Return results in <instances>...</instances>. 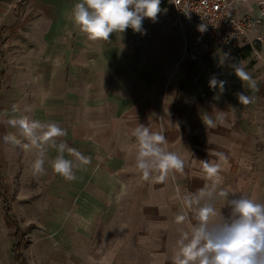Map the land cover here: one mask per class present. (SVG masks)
<instances>
[{"label": "crops", "instance_id": "obj_1", "mask_svg": "<svg viewBox=\"0 0 264 264\" xmlns=\"http://www.w3.org/2000/svg\"><path fill=\"white\" fill-rule=\"evenodd\" d=\"M75 2L0 0V134L12 131L3 121L16 104L18 115L65 129L57 142L89 156L91 163L76 167L75 179L62 178L51 170L56 149L48 145L45 172L35 173L30 163L36 150L22 146L27 140L18 137L22 143L15 146L0 141V197L10 198L16 177L46 185L50 199L64 201L56 212L60 227L65 225L61 229L73 234L75 215L89 221L92 215L112 211L120 217L121 201L129 200L135 224L128 229L125 246L129 249L135 242V253L146 249L147 264H172L175 240L188 229L187 220L175 221L184 209L174 185H181L183 194L211 186L199 160H215L217 152H224L228 159L221 162L218 188L228 198L245 196L264 203V16L249 34L263 36L254 44L259 58L251 52L239 63L256 81L248 89L229 69L224 50L179 59L195 32L186 30L181 36L172 25L169 0H161L154 21L143 20V34L128 28L99 41L73 26ZM235 12L238 17L256 16L257 0H237ZM213 76L226 82L223 91L209 87ZM41 89L48 93L43 106ZM238 92L251 96L252 102L241 105ZM216 111L227 115L214 126L203 124L201 116L212 114L215 119ZM137 122L165 134L167 149L185 161L182 173L164 181L143 178L134 167L136 148L128 134ZM215 207L225 217L230 214L224 199H217ZM118 222L120 232L121 218ZM98 225L104 228L105 222ZM14 227L15 239L17 230L23 231Z\"/></svg>", "mask_w": 264, "mask_h": 264}, {"label": "clouds", "instance_id": "obj_2", "mask_svg": "<svg viewBox=\"0 0 264 264\" xmlns=\"http://www.w3.org/2000/svg\"><path fill=\"white\" fill-rule=\"evenodd\" d=\"M161 0H76L71 8V22L80 32L91 40H109L112 33H123L131 28L142 32L145 18L155 20L161 11ZM204 31L205 25H199ZM234 75L248 89L256 87L255 79L240 64L232 65ZM225 81L215 76L209 79L212 89L223 91ZM48 93L41 89L39 103L44 105ZM241 105H248L253 98L244 92L236 93ZM11 115L3 123L12 131L0 134V141L7 145H21L23 137L28 143L25 148H33L36 155L30 163L35 173L45 172V157L48 145L56 149L51 158V170L67 180L75 179L74 169L91 163V158L68 147L66 142L57 138L66 135L65 129L53 121L28 119L20 112L19 106H11ZM227 112L216 111L201 116L203 124L214 126L216 120L224 119ZM128 134L134 138L136 154L134 167L144 179L155 176L164 181L170 174L182 173L184 159L175 151L167 149L168 143L162 131L153 130L149 125L136 123ZM65 153L72 158H67ZM216 159L199 160L202 174L211 181V186L203 185L187 194L181 185H174L175 196L181 201L183 211L176 215L175 221L181 224L188 221V229L179 233L175 240L172 264H264V203L252 198L240 196L228 198L224 188H218L221 182V162L228 157L224 152H217ZM224 199L230 214L225 217L221 209L217 210L215 201ZM220 216L221 219L214 222ZM86 227V225H85ZM99 249L97 254H99Z\"/></svg>", "mask_w": 264, "mask_h": 264}, {"label": "rangeland", "instance_id": "obj_3", "mask_svg": "<svg viewBox=\"0 0 264 264\" xmlns=\"http://www.w3.org/2000/svg\"><path fill=\"white\" fill-rule=\"evenodd\" d=\"M46 190L44 184L24 183V178L19 181L16 177L10 198L0 197V264H13L15 225L23 231L25 241L22 264H147L146 249L138 248L135 253V242L129 249L125 246L128 229L135 224V217L129 216L131 201H121L120 217L112 211L106 216L92 215L89 221L75 215L73 234L61 229L56 215L64 201L50 199ZM101 221L104 228L98 225Z\"/></svg>", "mask_w": 264, "mask_h": 264}, {"label": "built area", "instance_id": "obj_4", "mask_svg": "<svg viewBox=\"0 0 264 264\" xmlns=\"http://www.w3.org/2000/svg\"><path fill=\"white\" fill-rule=\"evenodd\" d=\"M22 1V0H20ZM170 20L181 34L193 30L195 35L190 44L181 50L179 59H196L212 49H221L231 53L235 49L249 47L258 55L254 47L262 42L263 36L250 38L252 30L257 29L264 16V0H257V13L254 17H238L235 12L237 0H169ZM205 30L200 31L199 25Z\"/></svg>", "mask_w": 264, "mask_h": 264}, {"label": "trees", "instance_id": "obj_5", "mask_svg": "<svg viewBox=\"0 0 264 264\" xmlns=\"http://www.w3.org/2000/svg\"><path fill=\"white\" fill-rule=\"evenodd\" d=\"M257 48V47H256ZM258 49V48H257ZM251 51L249 47L243 49H235L229 54V69L233 70L232 65L239 64L241 60L246 59L250 56ZM23 233L20 230H17L15 233V246L12 249L14 254V263L13 264H22L23 263V254L22 251L25 247V241H23Z\"/></svg>", "mask_w": 264, "mask_h": 264}]
</instances>
